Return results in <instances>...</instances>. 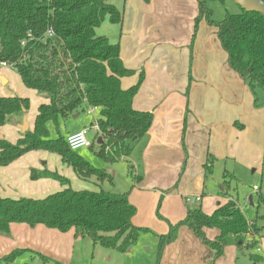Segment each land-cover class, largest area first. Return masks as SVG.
I'll list each match as a JSON object with an SVG mask.
<instances>
[{
    "label": "trees",
    "instance_id": "16d2710c",
    "mask_svg": "<svg viewBox=\"0 0 264 264\" xmlns=\"http://www.w3.org/2000/svg\"><path fill=\"white\" fill-rule=\"evenodd\" d=\"M208 1L198 0L193 39L203 19L215 26L229 65L251 87L255 106L263 105L257 92L264 91V16L240 7L239 13H227L217 22ZM107 17L112 23L123 20V12L112 0H0V61L17 71L27 88L49 100L39 106L33 130L23 132L16 143L0 138V166H8L31 151L44 150L60 155L84 180L97 176L102 182L111 181L108 172L93 167L70 149L67 134L55 138L51 135V126L57 129L61 120L90 107L100 112L97 120L103 143L96 152L106 162L129 156L136 142L147 135L154 113L133 107L144 71L135 85L122 87V78L133 75L135 70L124 65L119 43L97 34L96 28ZM30 106L27 97L0 96V127L22 121ZM95 145L98 146L93 143L91 148ZM212 167L213 160L205 163L207 171L211 172ZM31 178H54L67 187L44 198L0 196V236L10 235L12 224H42L63 233L73 231L75 237L88 236L95 243L126 253L137 244L141 232H153L133 223L138 210L129 192L75 189L69 178L49 170L33 168ZM192 205L187 202L185 218L170 222L167 234L157 235V264H161L165 248L177 240L182 226L191 228L215 251L214 259L221 257L227 246L234 245L241 252L249 251L252 264H264V254L260 252L264 225L249 220L236 200L228 199L211 214L202 206ZM208 228L219 230L214 240L208 238ZM24 251L16 248L1 256L0 264H12ZM47 258L43 256L45 261Z\"/></svg>",
    "mask_w": 264,
    "mask_h": 264
},
{
    "label": "crops",
    "instance_id": "0c3cea01",
    "mask_svg": "<svg viewBox=\"0 0 264 264\" xmlns=\"http://www.w3.org/2000/svg\"><path fill=\"white\" fill-rule=\"evenodd\" d=\"M112 1L123 12L122 22L112 23L107 17L96 32L106 35L111 43H119L124 65L135 70L133 75L122 78L124 89L135 85L144 71L145 76L134 97L133 107L154 113L153 124L143 138L145 143L141 152L140 163L145 177L137 183L138 187L145 188L133 189L129 193L130 201L139 208L133 223L149 225L158 233L165 234L169 227L167 223L155 220V203L161 191L173 188L178 179L179 187L173 194L164 197L162 205V213L172 223L185 218V198L200 195L201 200L192 204L202 206L208 214L232 198L225 184L218 183L223 190L217 187L218 193L206 201L205 182L208 175L214 174L215 166L213 161L210 172L205 168V163L211 158L220 160L231 155L237 142L249 147L244 132L252 123L255 129L256 123L257 140L251 144L255 149L254 156L244 157L241 161L247 166L255 164L260 157L261 137L264 135V107H256L251 99L246 101V105L239 101L236 88L243 87L248 91V87H244L245 81L229 65L228 54L216 31L200 23L193 39L195 18L199 14L198 0ZM11 69L0 67V80L4 85L10 82L12 74L17 75ZM35 95L37 108L31 110L30 106L26 113L32 130L39 106L49 102L47 98ZM17 123L0 127V134L12 143L22 137ZM84 128L79 125L67 135ZM39 151L44 150L31 151L8 166H0L1 197L44 198L67 187L52 178H31L33 168L44 170L38 160L45 158L46 154ZM59 167L53 169L47 166L49 171L69 178L73 188L95 190L89 188L88 180L79 178L71 167L64 163ZM134 167L138 173L140 168L137 162H134ZM150 188L156 191L153 193L149 191ZM140 201H143L142 206ZM142 217L145 224L141 223ZM34 227L25 223L12 224L11 230L16 232V229ZM70 233L74 234L73 231ZM206 234L214 240L219 230L208 228ZM156 240L157 245L159 239ZM240 252L237 246H227L224 254L214 259L215 251L204 244L191 228L182 226L177 240L165 248L161 264H240ZM260 252L264 254V237L261 238Z\"/></svg>",
    "mask_w": 264,
    "mask_h": 264
},
{
    "label": "rangeland",
    "instance_id": "374dc122",
    "mask_svg": "<svg viewBox=\"0 0 264 264\" xmlns=\"http://www.w3.org/2000/svg\"><path fill=\"white\" fill-rule=\"evenodd\" d=\"M208 7L213 11V20L217 22L223 20L227 13H239L241 11L240 6L236 4L235 0H209ZM200 23L202 25H208L212 30L216 31V27L211 26L206 19H203ZM11 71L15 72L18 76L12 74L9 77L10 82L7 85H4L3 81L0 80V96H6L3 94H13L21 97H27L30 99L31 110H36L38 103L37 100H34L36 96L35 94L41 97L44 96L35 92L36 90L33 91V89L27 88L18 72L13 69H11ZM244 83V87H248V91L243 87H237L235 90L238 94L239 101H242L243 104L246 105V101L251 99V101L255 103L256 96L252 92L248 83ZM1 89H4V91L2 92ZM257 94L259 96L260 103L263 104L264 91L258 89ZM263 107L264 104L258 108ZM76 114L77 113L73 114L65 120H61L57 129L54 126H51L52 137L55 138L60 134L66 135L67 132L74 131L79 127V125H82L83 127L89 129L87 132L88 138L94 140L98 135L91 127L97 117H99L100 112L97 110L94 113H88V109H86L85 111L79 112V116L74 118V115ZM21 122L22 121H19V123ZM252 125L253 123L249 124V127H246L245 129L246 133L244 132V136H246L247 139L246 141L250 144L249 147L243 146L240 142H237V145L231 155H228L220 160L211 158V160L214 161L215 166L213 168L214 174L207 176L205 184L206 194L208 195H205L204 197L208 196L206 201L211 200L212 195H216L215 193H218L217 187L221 189L222 185L218 186L217 184H225L226 189L230 191V196L238 202V205L241 207L246 217L250 220H256L260 226H263L264 135L261 137V146L259 149L260 157L256 163L250 166L244 165V163L241 164L244 157L254 156L255 149L251 146V144H254L255 139L257 140V124L254 123V125H256L255 129H253L254 127ZM100 136L103 137V133ZM240 138H242V136H240ZM144 141V139H141L136 142L134 149L129 156L122 157L113 163L106 162V160L96 152L99 145H95L93 148L84 147L77 150V152L89 161L93 167L105 170L112 178L111 181L105 180L102 182L98 180L97 176H93L88 180L90 183L89 188H94L95 190L102 188L106 191L114 193H130L133 189L143 190L145 187H138L137 183L145 177L144 168L140 163L141 152L145 143ZM105 144L108 145V139H105ZM109 150L110 147L107 148V151ZM39 152L46 154L45 158L38 160V163L44 168V170H49L47 166L53 169H56L57 166L60 168L59 166L64 163L60 155L56 153L49 151ZM238 155L241 156V159ZM134 162H137V166L140 168L138 173L135 170ZM64 165L71 167L74 173L77 174L72 166L67 163H64ZM132 169H134L133 173L131 172ZM138 176H141V178H138ZM215 177L221 180L216 181L214 179ZM57 181L61 183L59 180ZM179 184L180 179H178L174 185V187L177 185L176 189L169 193L166 192L172 188L162 190L160 198L155 203L154 213L157 217L155 220L165 224L167 223L169 230L170 220L162 213V205L164 197L166 195L173 194L179 187ZM255 185L258 189H255ZM149 191L154 193L156 190L150 188ZM158 192L160 193V191ZM250 196L253 197V204H251V201L249 200ZM139 204L142 206L143 201H140ZM136 207L138 208L137 205ZM139 215H141V213ZM141 223H146L144 217H142ZM136 226L150 228L153 232H141L137 242L138 244L132 248L128 254H124L118 250L107 248L99 243H95L94 240L88 236L75 237L73 233H63L39 224L34 228L16 229V232L11 230L10 235L0 236V257L8 254L16 248H21L25 249V251L21 253L12 264H54L55 261H60L65 264H157L158 242L156 245V239H159L157 235L163 233H158L149 225L140 224ZM243 253L246 256L242 255V252L239 253L241 259L240 264H252V261L248 256L249 251L245 249ZM43 256L48 257V260L45 261Z\"/></svg>",
    "mask_w": 264,
    "mask_h": 264
},
{
    "label": "built area",
    "instance_id": "2783aa9c",
    "mask_svg": "<svg viewBox=\"0 0 264 264\" xmlns=\"http://www.w3.org/2000/svg\"><path fill=\"white\" fill-rule=\"evenodd\" d=\"M0 67H11V66L7 62H1L0 61ZM97 110L99 111V109L96 107H90L88 109V113H94ZM91 128L94 129L98 135L94 140H91L88 138V136H87V132L89 131L88 128H85V129H82V130L68 134L67 143H68L71 150L77 151V150L84 148V147H91L93 145V143H96L97 145H99L97 143V139L102 134V132H101V128H100V125H99L97 119H96V121H94ZM255 189H258V187L255 186ZM185 199L189 203H195V202H199L201 200V196L198 195L194 198H185Z\"/></svg>",
    "mask_w": 264,
    "mask_h": 264
},
{
    "label": "water",
    "instance_id": "95a60500",
    "mask_svg": "<svg viewBox=\"0 0 264 264\" xmlns=\"http://www.w3.org/2000/svg\"><path fill=\"white\" fill-rule=\"evenodd\" d=\"M235 2L242 9H244L248 12H258L264 16V0H235ZM78 115H79V113L74 115V118H76ZM14 123H17V121L14 120ZM17 125L21 129L22 132L28 131L30 129V125H29L27 115H24L22 122L17 123ZM0 138H3V135L0 134ZM97 143L99 145H101L103 143V137L102 136H100L97 139ZM221 189L223 190L222 186H221ZM249 200L251 201V204H253V197L252 196L249 197Z\"/></svg>",
    "mask_w": 264,
    "mask_h": 264
}]
</instances>
